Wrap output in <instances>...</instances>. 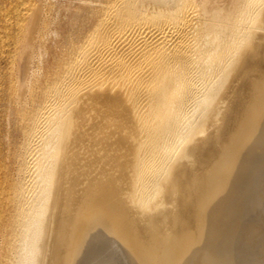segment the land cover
<instances>
[{"label": "bare ground", "instance_id": "bare-ground-1", "mask_svg": "<svg viewBox=\"0 0 264 264\" xmlns=\"http://www.w3.org/2000/svg\"><path fill=\"white\" fill-rule=\"evenodd\" d=\"M263 147L264 0H0V264L223 263Z\"/></svg>", "mask_w": 264, "mask_h": 264}, {"label": "rangeland", "instance_id": "rangeland-1", "mask_svg": "<svg viewBox=\"0 0 264 264\" xmlns=\"http://www.w3.org/2000/svg\"><path fill=\"white\" fill-rule=\"evenodd\" d=\"M262 150H264V147L260 150V152L262 151ZM259 152V154H263L262 155V161H263V163H264V160H263V158H264V153H260ZM264 152V151H263ZM260 156V155H259ZM262 161H260L259 162V166L258 167H260V168H258L257 167V170L259 171V173H260V176H257L256 178L258 179L257 180V184H255V187H254V185H253V187L251 186L250 187V189L251 190H249L248 191V193H247V197H248V194L251 196H249L248 198H247V201L245 200L246 198H244V197H242L241 198V196H238V197H236V198H234V201H236L235 203H234V205L235 206H239L238 207V211L240 212V214H238V212L236 213V216H233L232 218V222H231V224H233L232 226H231V228H232V230H231V228H229L228 229V231L226 232V233H228V234H225L223 237V241L221 242V246L223 247L221 250H227V254H226V259L228 260H226L225 258L223 259V260H221V262H223V261H225L226 262V264H260L259 262H262L261 264H264L263 262H264V181H263V179H264V164L262 165L261 164V162ZM262 166V167H261ZM260 177H262V178H260ZM255 178V177H254ZM254 178H252L251 179V182L252 183H254L253 182V179ZM259 178H260V180H259ZM263 181V182H262ZM262 185H261V184ZM256 188V189H255ZM263 188V189H262ZM251 191V192H250ZM253 191V192H252ZM256 191H257V193H256ZM253 194V195H252ZM258 194V195H257ZM256 196V197H255ZM263 196V197H262ZM254 197V198H253ZM237 198H238V200H239V202H238V200H237ZM250 198V199H249ZM245 200V202H248V206H247V203H244L243 201ZM251 201V202H250ZM254 203H253V202ZM243 202V203H242ZM249 202H250V204H249ZM258 203V204H257ZM254 205V206H253ZM234 206V207H235ZM256 206V207H255ZM257 208V209H255V208ZM235 208H237V207H235ZM260 208V209H259ZM240 209H242V210H240ZM247 209V210H246ZM249 211H250V214H249ZM241 212L243 213L242 214V217L241 216H238V215H241ZM244 213H245V215H244ZM238 214V215H237ZM248 214V215H247ZM252 214V215H251ZM248 217H247V216ZM246 217V218H245ZM234 218H238V220L236 219V220H234ZM240 218V219H239ZM241 218H242V221H240L241 220ZM247 218H249V219H247ZM245 219H247V220H245ZM244 220V221H243ZM255 220V221H254ZM236 221V222H235ZM248 221V222H247ZM255 222V223H254ZM239 223V224H238ZM242 223V224H241ZM244 223V224H243ZM246 223H248V224H246ZM234 224H236V228H235V226H234ZM250 224V225H249ZM261 225V226H260ZM241 226V227H240ZM234 227V228H233ZM244 227V228H243ZM235 229V230H234ZM242 229V230H241ZM255 229V230H254ZM252 230V231H251ZM229 231H231L232 233H230ZM250 234H249V233ZM242 233V234H241ZM244 233V234H243ZM229 234H231V236L229 235ZM249 234V235H248ZM263 234V235H262ZM239 235V236H238ZM255 235V236H254ZM229 237L230 238V241H228L229 240V238H227V237ZM242 237V238H241ZM225 238H227V239H225ZM238 238V239H237ZM224 239L227 241V242H230V244L228 243L227 244V246H226V248H224L225 246L223 245L224 243H225V241H224ZM241 239V240H240ZM239 240V241H238ZM256 240V241H255ZM263 240V241H262ZM226 242V243H227ZM236 242V243H235ZM240 244H239V243ZM263 242V243H262ZM226 243H225V245H226ZM234 243V244H233ZM242 243L244 244V245H242ZM250 243V244H249ZM236 244V245H235ZM238 244V245H237ZM220 246V247H221ZM227 247L229 248V250L227 249ZM243 247V248H242ZM247 247V248H246ZM249 248V249H248ZM255 248H257V249H255ZM241 249V250H240ZM252 249V250H251ZM260 249V250H259ZM244 250V251H243ZM246 250V251H245ZM224 251V252H225ZM229 251V252H228ZM232 253H231V252ZM257 253H256V252ZM112 252V253H111ZM123 251L122 250H120V251H117L116 253H114L113 254V251H110V252H107L105 255L106 256H103V257H101L102 259H99V260H94L93 261V263L91 262V264H94V262L95 263H97V264H112V263H116V264H120V262L121 261H123L124 263L123 264H129L130 263V261H129V258L126 256V255H124L125 253H122ZM109 253V254H108ZM229 253V254H228ZM242 253V254H241ZM110 254H111V256H110ZM115 255V256H114ZM228 255H230V256H228ZM245 255V256H244ZM262 255V256H261ZM113 256V257H112ZM237 256V259H235L234 257H236ZM109 257V258H108ZM120 257V258H119ZM247 259H246V258ZM251 257H254V258H251ZM260 257V258H259ZM115 258V259H114ZM114 259V260H113ZM121 259V260H120ZM233 260H236V261H234L233 262ZM238 260V261H237ZM241 260V261H240ZM256 260V261H255ZM263 260V261H262ZM98 261V262H97ZM106 261V262H105ZM109 261V262H108ZM111 261H113V262H111ZM119 261V262H118ZM244 261V262H243ZM252 261V262H251ZM257 261H259L258 263H257ZM100 262V263H99ZM225 262H223V263H225ZM240 262V263H239ZM243 262V263H242ZM248 262V263H247ZM223 263H220L219 262V264H223ZM85 264H88V262L87 263H85ZM122 264V263H121ZM131 264V263H130Z\"/></svg>", "mask_w": 264, "mask_h": 264}]
</instances>
